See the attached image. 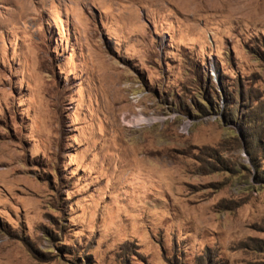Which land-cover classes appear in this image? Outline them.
Here are the masks:
<instances>
[{"label":"rangeland","instance_id":"374dc122","mask_svg":"<svg viewBox=\"0 0 264 264\" xmlns=\"http://www.w3.org/2000/svg\"><path fill=\"white\" fill-rule=\"evenodd\" d=\"M0 264H264V0H0Z\"/></svg>","mask_w":264,"mask_h":264}]
</instances>
